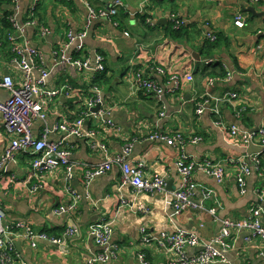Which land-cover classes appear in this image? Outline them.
<instances>
[{
    "label": "crops",
    "instance_id": "crops-1",
    "mask_svg": "<svg viewBox=\"0 0 264 264\" xmlns=\"http://www.w3.org/2000/svg\"><path fill=\"white\" fill-rule=\"evenodd\" d=\"M113 1L91 0L99 9H108ZM121 2L122 6L111 10L112 13L123 10L124 19L112 18V14L110 18H99L84 39L67 46L68 30L80 31L87 18L86 7L81 1H0V18L7 12L16 15L20 24L34 21L25 25L19 41L27 42L39 51L42 65L49 70L45 85L55 88L67 83L72 87L69 97L60 95L46 104L50 122L79 117L93 86L91 72H80L66 63H59L60 56L93 58L94 52H98L104 57L107 81L99 89L103 106L109 113L104 118L93 116L85 120L83 130L93 129L98 133L95 139L93 136L71 137L70 158L92 166L104 156L96 147V141L106 146L108 155L117 154L125 144L132 143L129 159L142 163L146 176L154 173L164 176L168 190H173L180 181L175 165L179 151L161 139H151L154 134H180L185 139L202 137L198 143L184 147L185 154L195 162L204 159L228 161L248 153V145L219 127L212 113L197 115L195 101L204 98L207 91L212 96L235 92L238 98L233 105H221L222 119L249 132L264 126V0ZM249 5L254 6L257 14L242 10ZM170 14H177L186 22L185 36L175 38L170 34ZM237 14L243 16L241 27L234 23ZM147 18L152 20L151 25L145 23ZM113 19L117 25L113 24ZM41 28L47 29V33L42 34ZM12 31V27L4 29L0 21V78L9 74L19 83L23 70L7 40ZM206 33H222L225 37L211 55H204L201 49ZM215 63L224 65L231 76L227 80H216L209 87L206 71L209 64ZM154 66L184 75L191 73L193 80L187 82L183 78L177 89L164 93L160 100L151 94L134 91L131 79L137 67L161 86L166 85L167 78L156 73ZM8 96L7 91L0 89V100ZM239 106L246 107V111L236 116ZM107 117L119 127L118 132L103 126ZM35 128L39 129L40 124H35ZM10 138L11 134L0 123V154ZM91 142L95 143L93 148L89 145ZM254 154L259 168L246 177L244 193L239 191L236 183L234 163H225L221 181L195 170L192 198L203 208L180 214L173 211L165 194L135 195L129 187H119L117 166L94 178L86 188L85 166L80 164L74 170L71 185L82 198L73 212L58 215L54 209L68 201L64 191V168L41 173L27 181L31 173V156L16 153L0 168V204L6 213V222L24 221L35 231L52 237H60L64 229L72 225L77 226L78 232L67 237L63 245L41 240L36 247L14 235L12 241L18 243H13L14 264H143L139 258L141 254L149 264H180L176 253L156 242H144L139 228L146 226L150 233L182 230L195 234L200 241H207L218 235L221 219H246L250 208L255 206L263 210L261 223L264 225V155ZM32 184H40L41 189L30 192ZM137 204H144L149 213L137 212ZM101 217L112 223L110 243L117 247L115 255L105 262L98 260L102 250L89 232V226ZM243 237L244 232L231 234L229 247L224 251L226 261L221 264H264V241L255 238L247 242ZM199 251L200 246H194L188 247L185 253L191 258Z\"/></svg>",
    "mask_w": 264,
    "mask_h": 264
},
{
    "label": "built area",
    "instance_id": "built-area-1",
    "mask_svg": "<svg viewBox=\"0 0 264 264\" xmlns=\"http://www.w3.org/2000/svg\"><path fill=\"white\" fill-rule=\"evenodd\" d=\"M74 1V0H65ZM81 1L87 10V18L83 28L78 32L68 30L67 46L74 41H81L87 36L88 30L93 26L94 22L102 17L110 18L112 7L122 6L121 0H115L109 8L95 9L89 0ZM255 1L258 0H247ZM8 22L13 31L7 35V40L11 45V52L15 60L20 64L23 70V78L19 83L14 82L12 76L5 74L0 78V89L8 92L9 96L0 100V123L6 131L11 134V138L0 154V168L12 160L16 153L30 155L31 178L51 171L57 168H64V191L68 196L67 203L58 205L54 212L58 215H66L73 212L82 196L72 187L71 180L74 170L80 164L84 165V183L86 188L90 182L97 176L103 175L112 166H117L120 171L119 187H129L135 194H165L170 206L176 214H180L189 209H202L203 206L196 203L192 198L193 191V173L199 170L214 177L217 181L223 180L225 163H234L236 165L235 180L241 193L246 189V177L258 170L259 161L254 153H244L238 158H230L228 161L213 162L204 159L201 162H195L189 158L184 152L185 145L189 143H198L202 137L196 136L191 139H185L180 134L166 135L154 134L150 138H157L165 141L169 145H174L179 151V156L175 162L177 173L180 177L178 186L173 190H168L166 179L164 176L154 173L146 176L143 172V164L133 162L129 159L132 150V143H127L121 152L108 155L107 148L102 143H97L96 147L104 155L103 159L96 165L86 166V164L72 160L70 158L69 140L71 137L85 138L92 137L95 139L96 130H83L85 120L89 117L104 118L109 113L107 107L103 106L101 91L97 86L91 87V95L86 99L83 105L81 115L70 121L55 120L49 121L46 104L54 101L60 95L69 97L72 87L65 83L55 88H48L45 80L49 75V70L42 65L39 51L28 44L20 42L19 38L24 32L25 25L33 24V20H29L26 24H20L16 15L9 14ZM147 23L152 24L150 18L146 19ZM169 22L173 28H179L186 22L177 14L169 15ZM235 25L243 26V16L237 14L234 20ZM114 25L117 22L113 21ZM41 33H47V29L41 28ZM125 35H128L125 32ZM206 39L215 40L214 33H206ZM59 63H66L80 72L89 71L93 74L105 71L104 57L98 52H94L93 58L87 57L82 59H72L71 57L61 55ZM34 72L37 73L34 76ZM155 72L166 76V85L161 86L153 80L141 68L133 70L131 84L134 91H140L151 94L158 100L162 98L164 93L173 92L177 89L183 78L187 82H192L193 75L191 73L183 74L182 72H169L163 67H156ZM231 72H226L224 80L229 79ZM216 79L207 77L206 82L210 87L215 83ZM238 98L237 93L232 91L223 92L220 95L212 96L208 91L204 98L195 101V112L202 115L204 112L212 113L216 120V124L226 130L231 137L238 138L245 145L253 143L254 145L264 147V126H261L255 132L241 130L236 124L226 123L222 119L221 105L225 103L234 104ZM100 105L99 109L94 112L92 109ZM236 107V106H235ZM246 111V107L239 106L236 108V116H240ZM163 112H161V115ZM35 124H40V128L36 129ZM103 126L111 129V132H118L120 129L107 117L104 119ZM89 145L93 148L95 143ZM41 189L40 184H32L30 192H37ZM88 197V192L86 191ZM123 203L125 201H122ZM122 207V205L120 206ZM137 212L143 215L149 213L148 207L144 204L135 206ZM212 214L213 209L209 210ZM263 210L260 206L250 208L249 216L246 219L233 220L224 218L220 220L221 227L218 235L207 241H200L195 234L187 233L182 230L161 231L159 233H150L146 226L139 228L141 239L144 242H156L158 245L168 251H172L179 255L180 264H221L226 260L224 251L229 247L228 239L233 232H244L243 239L247 242L257 238L264 241V225L261 223V215ZM112 223L105 217H101L96 223L89 226V232L93 236L95 243L101 247V253L98 260L105 262L115 255L117 247L110 243ZM78 232L77 226L72 225L64 229L60 237H52L44 232L35 231L28 223L17 221L13 224L6 222V213L0 204V264H14L15 250L13 241L10 237L16 235L26 239L31 247H36L37 242L41 240L51 241L52 243L63 245L66 238ZM200 246V251L194 257L188 258L185 251L188 247ZM143 264H149L145 261V255L139 256ZM21 264H25L24 262Z\"/></svg>",
    "mask_w": 264,
    "mask_h": 264
},
{
    "label": "trees",
    "instance_id": "trees-1",
    "mask_svg": "<svg viewBox=\"0 0 264 264\" xmlns=\"http://www.w3.org/2000/svg\"><path fill=\"white\" fill-rule=\"evenodd\" d=\"M0 1H3V0H0ZM89 1L93 5L91 0H89ZM95 9L98 10L99 8L95 7ZM8 14L9 13L5 12L4 15L0 18V21L4 24V29L7 28L10 30L11 25L8 22V16H9ZM111 17L115 18V19L117 18L119 20L121 18V20H122L125 18V13L123 10L119 9L118 11L112 13ZM113 21H114V19H113ZM145 23L147 25H151L150 23H147L146 20H145ZM169 28H170V34L175 38L183 37L186 34V32H185L187 29L186 25H182L179 28H173V26L171 24V26ZM4 35H5V33H4ZM215 36H216L215 40L206 39L204 41L203 45L201 46V49L203 50L202 53L204 55H211L214 52L215 48H217L220 45V43L223 42V40L225 38L222 33H215ZM156 67H158V66H154V68H156ZM137 68H141V67H137ZM163 68L166 70L165 67H163ZM225 74H226V70H225V68H223L221 63L209 64L208 69L206 71L207 76L213 77L216 80H222L225 77ZM106 81H107V76H106V68H105V71L94 75V77L92 79V85L97 86V88H100L101 84H103ZM260 154L264 155V152H262Z\"/></svg>",
    "mask_w": 264,
    "mask_h": 264
},
{
    "label": "water",
    "instance_id": "water-1",
    "mask_svg": "<svg viewBox=\"0 0 264 264\" xmlns=\"http://www.w3.org/2000/svg\"><path fill=\"white\" fill-rule=\"evenodd\" d=\"M108 8H109V6H108ZM242 10H245V11L251 12L252 14H257V13H255V8H254V6H252V5H249V6H247V7H243ZM258 14L261 15L262 13H258ZM99 106H100V105H96V106L92 109V111L96 112V111L99 109ZM247 152H248V153H262V152H264V147L256 146V145H254L253 143H249L248 148H247ZM10 238L13 239L12 237H10ZM13 243H14L15 245L18 244L16 241H13Z\"/></svg>",
    "mask_w": 264,
    "mask_h": 264
},
{
    "label": "bare ground",
    "instance_id": "bare-ground-1",
    "mask_svg": "<svg viewBox=\"0 0 264 264\" xmlns=\"http://www.w3.org/2000/svg\"><path fill=\"white\" fill-rule=\"evenodd\" d=\"M224 66V65H223ZM230 69V68H229ZM235 72V71H234ZM233 76V75H232ZM231 79V78H230Z\"/></svg>",
    "mask_w": 264,
    "mask_h": 264
}]
</instances>
